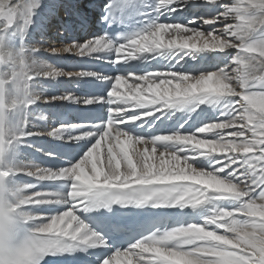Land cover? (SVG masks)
Returning a JSON list of instances; mask_svg holds the SVG:
<instances>
[{
	"label": "snow or ice",
	"instance_id": "1",
	"mask_svg": "<svg viewBox=\"0 0 264 264\" xmlns=\"http://www.w3.org/2000/svg\"><path fill=\"white\" fill-rule=\"evenodd\" d=\"M119 3L136 7V0ZM189 5L204 14L171 19ZM141 6L146 27L125 40L100 35L50 45L51 56L89 57L122 74L65 71L45 60L49 72L35 78L41 99L8 114L16 134L0 129V264H41L76 250L85 253L82 264H264V0ZM35 9L21 12L23 27L14 13L0 14L9 26L0 37H19L18 47L41 58L42 44L24 42ZM188 57L196 63L184 67ZM65 76L105 82L107 91L44 94L41 78ZM41 100L106 108V115L72 126L67 139L80 151L63 166L11 159L33 136L65 138L67 125L41 127L47 117L33 107ZM20 174L34 183H7ZM46 181L59 184L39 187ZM113 205L129 212L81 218ZM129 214L139 219H125ZM18 223L29 226L28 235L14 246ZM87 249H100L103 258Z\"/></svg>",
	"mask_w": 264,
	"mask_h": 264
},
{
	"label": "bare ground",
	"instance_id": "2",
	"mask_svg": "<svg viewBox=\"0 0 264 264\" xmlns=\"http://www.w3.org/2000/svg\"><path fill=\"white\" fill-rule=\"evenodd\" d=\"M16 2V0H14ZM94 2L97 4H100V0H39V7L34 10V15L32 17V24L31 26L27 29L26 32V38H25V43L27 44H35L37 47H41V44L43 45V52L40 54L41 58L44 60H47L49 63H55L54 66L56 67H61L65 71H80L84 70L80 64L81 62L85 61L86 59H91L89 57H79L76 56L75 54L73 55H68L61 53L60 56H51L50 53V45H54L57 48L62 47L63 43H69L71 42V38L69 34L64 30V27L62 24L56 20V18H53L51 11L55 10L59 16H62L63 24L64 19L71 20V18L68 16L67 13H72L73 8L75 6H80L77 7V9L81 12L87 15L89 18H93L95 14L92 11V8L90 7V4ZM224 2L228 3H235V0H224ZM102 6V5H101ZM72 10H70V8ZM66 8H69L67 12L64 10ZM51 10V11H50ZM204 14L203 8H196L191 5L186 6L182 11L178 13H174L171 17L172 20H178L179 17H181V21H184L185 18L191 17V19L194 16L202 15ZM47 19V23H45L43 20ZM44 22V23H43ZM42 23V27L40 25ZM198 26L201 28V30H209L210 26L208 25H202L198 24ZM222 27V25H220ZM47 32H43V29H47ZM92 36V35H91ZM91 36L86 35V36H80L78 34V41L83 42V40L90 38ZM10 42L13 44V46H19L20 45V39L19 37H16L14 39L10 38ZM217 54H211L208 58L209 60L211 59L212 56H215ZM72 62V63H71ZM71 63V67H68L69 64ZM196 61L192 60L190 57L186 58V63L184 64V67H190L194 65ZM43 81V87H44V94L46 96L49 95H59L63 94L64 91H71V87H75L77 82L79 81H69L68 78L65 77H60L57 78L56 80H51L49 81L46 78H41ZM125 86L121 87V91H124ZM72 103L68 102H60L57 101L54 104H46L44 103L43 100L38 101L37 105H34L33 107L35 109L40 110L43 113L44 117H47L46 120L39 121L41 127H57L60 125L59 121L57 118H55L52 114L53 110L55 108H60L61 111L63 112H70ZM51 111V112H50ZM39 113H37V116ZM182 113L177 112L176 116H180ZM36 117H34L35 119ZM70 134H67L65 132H62V136L65 138H53V137H48V136H35L37 139L43 138L47 139L49 142L53 141H69L67 137ZM29 145V142L27 141V144L24 146ZM35 147V142L31 141V147ZM22 146L18 147L15 152L13 153L11 159L17 161V162H25V163H30L29 159L26 158L25 150L21 148ZM14 184H22L19 182H15ZM12 185V184H11ZM259 202V201H258ZM135 264V263H134Z\"/></svg>",
	"mask_w": 264,
	"mask_h": 264
},
{
	"label": "clouds",
	"instance_id": "3",
	"mask_svg": "<svg viewBox=\"0 0 264 264\" xmlns=\"http://www.w3.org/2000/svg\"><path fill=\"white\" fill-rule=\"evenodd\" d=\"M29 6L38 8L39 0H0V14L8 16L14 13L16 23L23 27L21 12ZM259 19L264 21V16ZM8 27L0 24V33H5ZM49 70L47 61L29 54L28 46L16 47L10 42V37H0V110L5 114V122L0 129L4 135L16 134L7 120L9 113L41 99L40 81L35 78L47 75Z\"/></svg>",
	"mask_w": 264,
	"mask_h": 264
},
{
	"label": "rangeland",
	"instance_id": "4",
	"mask_svg": "<svg viewBox=\"0 0 264 264\" xmlns=\"http://www.w3.org/2000/svg\"><path fill=\"white\" fill-rule=\"evenodd\" d=\"M189 19H191V17H187V18H185L184 21H181V20H182L181 17L178 18V20H179L180 22H186V21L189 20Z\"/></svg>",
	"mask_w": 264,
	"mask_h": 264
}]
</instances>
